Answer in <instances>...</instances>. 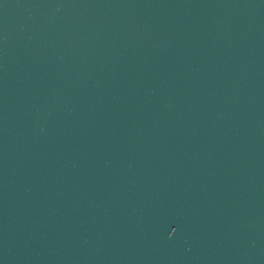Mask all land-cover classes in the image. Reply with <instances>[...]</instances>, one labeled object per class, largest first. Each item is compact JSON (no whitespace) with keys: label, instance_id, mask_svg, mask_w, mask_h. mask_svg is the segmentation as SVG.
<instances>
[{"label":"water","instance_id":"obj_1","mask_svg":"<svg viewBox=\"0 0 264 264\" xmlns=\"http://www.w3.org/2000/svg\"><path fill=\"white\" fill-rule=\"evenodd\" d=\"M0 264H264V0H0Z\"/></svg>","mask_w":264,"mask_h":264},{"label":"snow or ice","instance_id":"obj_2","mask_svg":"<svg viewBox=\"0 0 264 264\" xmlns=\"http://www.w3.org/2000/svg\"><path fill=\"white\" fill-rule=\"evenodd\" d=\"M175 231H176V229H175V228H173V229H172V232H175Z\"/></svg>","mask_w":264,"mask_h":264}]
</instances>
